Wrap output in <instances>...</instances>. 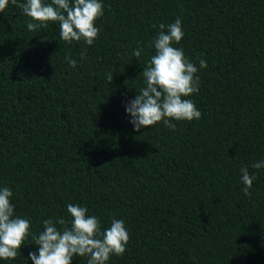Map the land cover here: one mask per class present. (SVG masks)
Segmentation results:
<instances>
[{"label": "trees", "instance_id": "trees-1", "mask_svg": "<svg viewBox=\"0 0 264 264\" xmlns=\"http://www.w3.org/2000/svg\"><path fill=\"white\" fill-rule=\"evenodd\" d=\"M101 2L93 45L63 41L58 23L29 31L11 4L0 13V188L14 215L35 234L48 218L70 221L68 204L102 230L122 220L130 240L108 264H264V168L252 167L264 160V0ZM178 18L174 46L199 69L187 99L202 117L136 132L125 104L145 86L159 25ZM29 252L31 237L0 264H33Z\"/></svg>", "mask_w": 264, "mask_h": 264}, {"label": "clouds", "instance_id": "clouds-1", "mask_svg": "<svg viewBox=\"0 0 264 264\" xmlns=\"http://www.w3.org/2000/svg\"><path fill=\"white\" fill-rule=\"evenodd\" d=\"M9 4L30 18L29 31L47 28L49 22L58 23L60 37L68 44L83 40L85 44L93 45L100 34L96 22L104 15L101 0H51V3H45V0H0V13ZM159 28L160 32L153 41L155 54L141 74L145 86L139 89L135 99L125 104L136 132L151 129L160 122L175 130L172 120L192 121L202 117L195 103L187 99L199 91V69L185 56L182 48L174 46L184 37L182 22L178 18L169 25L160 24ZM142 51V48L134 49L133 55L139 59ZM83 56L81 53V58ZM66 59L72 68L77 66L71 56ZM199 67L206 69V60L200 58ZM106 77L109 83L113 82L111 73ZM252 167L264 168V160L255 162ZM240 171L245 185L243 192L250 197L255 175H250L247 166ZM12 198L10 188H0V260H15L29 237L38 248V254L29 252L33 264H73L75 256L87 257V264H108L111 256H122L126 252L130 236L122 220L113 218L110 227L102 230L100 220L94 215L89 216L87 207L68 204L70 221L48 218L42 222L43 230L35 234L30 231L28 219L14 215Z\"/></svg>", "mask_w": 264, "mask_h": 264}]
</instances>
